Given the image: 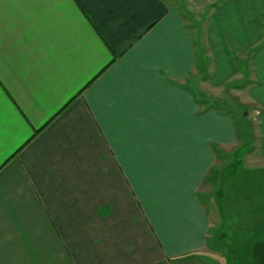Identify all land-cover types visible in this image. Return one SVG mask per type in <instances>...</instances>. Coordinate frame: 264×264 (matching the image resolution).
Returning a JSON list of instances; mask_svg holds the SVG:
<instances>
[{
    "label": "crops",
    "instance_id": "1",
    "mask_svg": "<svg viewBox=\"0 0 264 264\" xmlns=\"http://www.w3.org/2000/svg\"><path fill=\"white\" fill-rule=\"evenodd\" d=\"M261 56L259 0H0V264H215L201 188L264 158ZM205 78L249 79L250 142Z\"/></svg>",
    "mask_w": 264,
    "mask_h": 264
},
{
    "label": "rangeland",
    "instance_id": "2",
    "mask_svg": "<svg viewBox=\"0 0 264 264\" xmlns=\"http://www.w3.org/2000/svg\"><path fill=\"white\" fill-rule=\"evenodd\" d=\"M207 64H205L206 66ZM206 68V67H205ZM201 76L203 74L201 73ZM249 79H240L234 78L231 79L227 85L221 87H214L213 83H209L207 78L201 79V90L207 95L212 98H215L217 107H222L228 109V112L233 113L232 116L235 118L236 114H242L243 111L241 110L242 106H247L248 108L252 109L254 104L248 100L247 96L243 91L239 90L240 85L246 84ZM242 107V108H241ZM245 112V111H244ZM253 112V111H252ZM251 112V113H252ZM257 114V111L254 112L253 116H246V121H240V119L235 118L236 126L239 133H245V139H248L250 142V138L253 135V130L258 127V122L254 119ZM239 143L226 148L227 155L222 159L223 161L217 164V169L213 173V181L209 184H205L202 190V198L203 201L206 203V209L209 211L211 216L212 226L210 229V233L213 236V233L219 228L222 218H216V214H219L217 210L218 201L213 203L214 194L218 187V175L220 171L229 165L233 160L241 159L243 161V166L247 169V173L245 174L247 177L245 180H241L240 183L236 185V187L243 191L246 195H260L263 201L264 207V158H260L258 154L252 150L250 154L246 155L251 149L250 144H242ZM239 146V147H238ZM238 147V148H237ZM256 170H261L257 171ZM259 172V174H258ZM213 204V205H212ZM215 204V205H214ZM224 219V218H223ZM226 222V221H225ZM223 222V223H225ZM219 224V225H218ZM224 225V224H222ZM225 226V225H224ZM223 230V227L219 229V231ZM230 237V236H229ZM263 239L264 240V223L259 224L256 228H252L250 231H246L245 234L238 236V239L242 240V244L244 248L240 249L241 255H246L248 253L249 248V241L251 239ZM247 239V240H244ZM230 240V239H229ZM231 243V242H230ZM237 248V246H236ZM211 254L214 256L212 260L216 259L215 264H234L232 251L227 248H214L212 245H209L208 249ZM239 254V252H238Z\"/></svg>",
    "mask_w": 264,
    "mask_h": 264
},
{
    "label": "trees",
    "instance_id": "3",
    "mask_svg": "<svg viewBox=\"0 0 264 264\" xmlns=\"http://www.w3.org/2000/svg\"><path fill=\"white\" fill-rule=\"evenodd\" d=\"M246 170L243 161L236 159L224 167L218 175L219 183L213 203L217 199L219 214L215 216L217 218L218 215V218H222V222L213 236L211 233L209 234V245L214 248L230 249L234 264H264L263 239H251L248 245V253L245 256L241 255L239 251L244 246L238 236L264 223V207L261 196L246 195L236 187L241 180L243 181L247 177L245 175ZM221 226L223 230L219 231Z\"/></svg>",
    "mask_w": 264,
    "mask_h": 264
},
{
    "label": "snow or ice",
    "instance_id": "4",
    "mask_svg": "<svg viewBox=\"0 0 264 264\" xmlns=\"http://www.w3.org/2000/svg\"><path fill=\"white\" fill-rule=\"evenodd\" d=\"M249 3H255L257 0H247ZM259 2L264 5V0H259ZM258 63H259V70L262 76H264V56H261L258 58ZM3 169V162H0V170ZM4 182V177L3 175H0V184ZM33 256H34V264H39V249L36 248L35 246L31 247Z\"/></svg>",
    "mask_w": 264,
    "mask_h": 264
}]
</instances>
